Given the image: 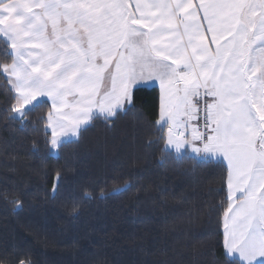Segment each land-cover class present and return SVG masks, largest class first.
<instances>
[{"label":"snow or ice","instance_id":"6c2138e0","mask_svg":"<svg viewBox=\"0 0 264 264\" xmlns=\"http://www.w3.org/2000/svg\"><path fill=\"white\" fill-rule=\"evenodd\" d=\"M0 44V58L11 60L0 77L16 93L11 119L23 122L44 103L39 97L50 98L54 148L72 142H58L62 133L126 113L138 80H159L157 131L167 125L170 146L160 163H205L188 145L222 154L227 264H264V56H251L264 47V0H0ZM105 74L111 89L101 96ZM12 203L22 206L15 196Z\"/></svg>","mask_w":264,"mask_h":264},{"label":"trees","instance_id":"16d2710c","mask_svg":"<svg viewBox=\"0 0 264 264\" xmlns=\"http://www.w3.org/2000/svg\"><path fill=\"white\" fill-rule=\"evenodd\" d=\"M10 88L0 77V264H227V167L160 163L156 86L134 87L126 113L90 120L56 153L49 101L16 121Z\"/></svg>","mask_w":264,"mask_h":264},{"label":"crops","instance_id":"0c3cea01","mask_svg":"<svg viewBox=\"0 0 264 264\" xmlns=\"http://www.w3.org/2000/svg\"><path fill=\"white\" fill-rule=\"evenodd\" d=\"M251 56L253 58H259V57L264 56V47H261L259 44L254 45L253 46V50L251 52ZM10 86H11V84H10ZM138 86H156L158 88V90H159V114H160L161 109H162L163 104H164L165 101H164V93H163V91H162V89L160 87L159 80L154 79V78H152V79H147L146 78V79H143V80H138L137 83L133 85L132 89L134 87H138ZM110 89H111V78L107 74H105V78H104V80H103V82H102V84L100 86V95L102 96L105 93V91H108ZM13 91H15V90L13 89ZM15 95H16V93H15ZM38 99H40V100H42V99L48 100L50 105H51V112L53 113V116H55V112H54V110L52 108L51 99L46 97V96L45 97H39ZM69 102H72V98L71 97H69ZM33 103H35V101H33ZM126 106H128V104H125L123 106V108L126 107ZM65 111H70V109H65ZM94 111H96V109H94ZM48 124H49V121L47 120V127H48V129H49V131L51 133V140H52L53 139V137H52V128H49ZM83 127H84V125H81L80 129L83 128ZM167 132H168V130H167ZM190 132H191V130L189 129V131L187 132L188 136H189ZM76 136L77 135H74L71 132H68V133H62L61 135L58 136L57 139H58V142L59 141H66V140L73 139ZM211 157L212 158H209V159L221 160L226 165V167H227V178H228V162H227V160L222 156V154H218V153H213V156H211ZM226 184H227V182H226ZM227 190H228V187H227ZM225 252L227 253L226 247H225Z\"/></svg>","mask_w":264,"mask_h":264},{"label":"rangeland","instance_id":"374dc122","mask_svg":"<svg viewBox=\"0 0 264 264\" xmlns=\"http://www.w3.org/2000/svg\"><path fill=\"white\" fill-rule=\"evenodd\" d=\"M14 92H15V91H14ZM29 106H30V105H26L25 107L27 108V107H29ZM122 109H123V108H122ZM14 115H16L15 112H14ZM163 123H164V121L161 119V112H160V114H159V118L157 119V125H158V127L160 128V125L163 124ZM49 128H50V127H49ZM167 130H168V128H167V125L165 124L164 127H163V129H162V131L164 132V136H165V148L170 147V146L167 144V134H168ZM190 134H191V132H190ZM190 134H189V136H188V133H186V136L190 138ZM198 146H200V147L202 148V143H200ZM51 148H52V152H53V153H56V151H57V147L54 148L53 145H51ZM172 150L175 151L174 148H173ZM187 152H189V153L192 154V155H198V156L204 157L205 159L212 158L211 156H213V154H208V153H203V152H201V153H199V154H194V153H192V146H191V145H188V146H187ZM227 187H228V186H227ZM237 195H239V194H237ZM223 230H224V229H223ZM226 251H227V249H226ZM227 256L231 257V254H227Z\"/></svg>","mask_w":264,"mask_h":264},{"label":"built area","instance_id":"2783aa9c","mask_svg":"<svg viewBox=\"0 0 264 264\" xmlns=\"http://www.w3.org/2000/svg\"><path fill=\"white\" fill-rule=\"evenodd\" d=\"M202 106V105H201ZM200 129H201V131L203 132L204 131V129H203V121L201 120V122H200Z\"/></svg>","mask_w":264,"mask_h":264}]
</instances>
